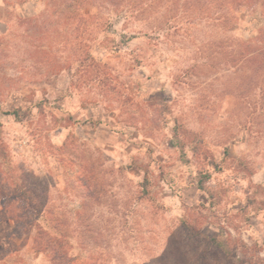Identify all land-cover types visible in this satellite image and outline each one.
Segmentation results:
<instances>
[{
	"label": "rangeland",
	"instance_id": "1",
	"mask_svg": "<svg viewBox=\"0 0 264 264\" xmlns=\"http://www.w3.org/2000/svg\"><path fill=\"white\" fill-rule=\"evenodd\" d=\"M127 1L0 0V264H264L263 0Z\"/></svg>",
	"mask_w": 264,
	"mask_h": 264
},
{
	"label": "trees",
	"instance_id": "2",
	"mask_svg": "<svg viewBox=\"0 0 264 264\" xmlns=\"http://www.w3.org/2000/svg\"><path fill=\"white\" fill-rule=\"evenodd\" d=\"M222 2H225V0H221ZM231 5L234 6V10H238L242 6L250 7V6H255L256 2L258 0H227V2ZM128 4H133V1H127ZM264 4V0H263ZM262 4V7L264 6ZM248 47V46H247ZM264 51V50H263ZM246 52H249L248 50ZM253 53H246L242 54L239 59L240 60H248L251 58ZM242 62V61H240ZM11 116L15 118V120H20V110H13L11 113H8ZM92 191H89L84 194L86 197H91L92 196ZM33 203V204H32ZM28 208L30 210H26L25 208L23 209L22 215H24L25 211H29V215H31L30 219H24L21 220V217L17 216L15 217L14 215H10V207L9 205L3 206V209L5 211V217L12 219L13 221L15 220L16 225L19 227L25 229L27 232V239L31 238V235L33 232L35 233L34 240H36L35 245H36V251L38 252H43L46 254L51 255V260L57 262L56 264H66L69 262V260H66V251L64 250L63 247V235L61 234V229H57L59 237H52L49 234H47L43 227L48 228V224L45 223V221L40 222L42 220V216H44L45 213H47V205L45 203H40V204H34V202H31L30 205H28ZM60 228V226H58ZM209 242L220 249L221 251L223 250L226 255L229 254V250L222 244L218 243V239L211 238Z\"/></svg>",
	"mask_w": 264,
	"mask_h": 264
}]
</instances>
